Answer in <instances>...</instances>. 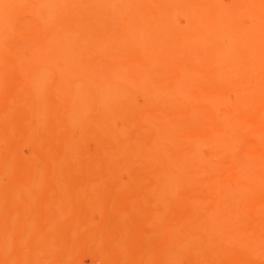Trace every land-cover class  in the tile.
I'll list each match as a JSON object with an SVG mask.
<instances>
[{
  "label": "bare ground",
  "instance_id": "bare-ground-1",
  "mask_svg": "<svg viewBox=\"0 0 264 264\" xmlns=\"http://www.w3.org/2000/svg\"><path fill=\"white\" fill-rule=\"evenodd\" d=\"M28 10L39 34L22 50L33 62L24 67L33 70L26 108L45 120L27 119L34 211L10 230L33 236L27 252L15 245L13 264H261L264 0H35ZM6 16L0 11V53ZM122 172L131 175L124 192ZM130 227L150 234L140 244L137 231L132 256L123 253ZM4 238L0 250L14 243ZM105 248L121 258L105 262Z\"/></svg>",
  "mask_w": 264,
  "mask_h": 264
},
{
  "label": "rangeland",
  "instance_id": "rangeland-1",
  "mask_svg": "<svg viewBox=\"0 0 264 264\" xmlns=\"http://www.w3.org/2000/svg\"><path fill=\"white\" fill-rule=\"evenodd\" d=\"M10 1V0H9ZM9 1H5V3H3L1 6L2 7H0V11H1V13L4 15V16H6L7 14L9 15V17H4L5 19H7V21L9 22L10 21V23L8 24V23H6V27L8 28V26H10L9 27V29H6V27H5V33H7V32H9L8 34H6V36L8 37V38H12V39H8V38H6V40L5 39H2V40H4V46L6 47V46H8L7 48L8 49H6L5 51L4 50H2V52L1 53H6V58H5V54L3 55V54H1L0 53V57H3V58H0V60L2 61V62H0V63H4V62H6V63H4V66L5 67H2L1 68V70H0V80L2 81H0V83H1V85H0V91L1 90H3L2 92H4V90L6 89L7 91H5L6 92V94H5V96H2V93H0V107L1 108H3V109H6V107L8 108V106H9V109H10V111L8 112L7 110H6V112L7 113H9L8 115H7V113L4 111V114H5V116H6V118H7V120H4V119H6L4 116H3V114H1V112H0V120H1V122H0V125H1V123H3L2 125H4L5 127H2V126H0V239H2L3 241L5 240V236H7L9 233H10V239L12 240V241H14V243H13V245H11V241H10V243H8V244H10L9 246H7V249H2V250H0V264H13V258H14V255H15V252H14V250H16V248H18L19 247V250H20V252L23 250V249H25L26 250V248L28 249V245L30 244L29 243V241H30V239H32V238H30V237H32L33 236V234H31V236H30V234H26V236H24L23 234H22V232H24V233H26V231H28L27 230V228L26 227H23V228H25L26 229V231H16V232H18V233H16L15 231V233L13 234V229H14V227H18V226H20L21 227V229H22V224L21 223H19V221L17 220V219H19L20 221H22L23 223L25 222V221H27V219L28 218H30V216H31V213L34 211L33 209L34 208H32L34 205V202H30V201H34V199L31 197V196H33V194L31 195V192H33V188L32 189H30L31 187H29V184H30V182H29V180H26V178L28 177L27 176V174L28 173H30L29 171H31L33 168L31 167V166H34V164H32L31 165V160H30V158H32L33 159V151L31 152V147H33L34 145V140L33 139H30V140H32V145L31 144H29L30 146H28L27 145V143H30L31 141L29 140V138H30V136H34V135H32L34 132L32 131V130H34L33 129V127H28V125H29V123H28V125H27V119H29L30 120V118L32 117L33 118V120L36 122V121H39V122H43V120H45L44 119V117H42V115L39 117H36V120L34 119L35 118V116L34 115H32L31 113L29 114V111H27L28 109V106H31L30 104H27V100L28 99H31V100H33V98L30 96V94H29V96H30V98L28 97V94H27V92H26V88H28L27 90L29 91V87L28 86H26L27 84H28V81H27V83H26V80H27V78L29 79V80H31V78H29L28 76L30 75V73H33L32 71V69H33V66L31 67L32 69H29L28 71H31V72H27V74H26V67H27V69H28V64L30 65V63L29 62H31L32 64H33V62H32V59L30 58V50H31V46H29L28 47V45H32V41H34L36 38L35 37H37L38 36V31L36 32V30H38V28H37V25H38V27H39V24H37V23H39V21L38 20H36V22H35V20L33 19V18H35L36 19V14H34V11L32 10V13L30 12L31 10H28V9H31V5H33V3L35 2V0H34V2H33V0H22V1H19L18 0V2H16V1H14V4H13V1H11L12 3L10 4L9 3ZM8 2V3H7ZM16 2V3H15ZM20 2V3H19ZM33 2V3H32ZM6 5V6H5ZM14 5H15V7H16V9H15V7H14ZM6 7H7V10L8 11H10V13H12L11 14V16H10V13H7L6 14V12H8L7 10H6ZM19 9V10H18ZM4 10V11H3ZM14 12H15V14H14ZM36 12V11H35ZM6 14V15H5ZM32 14H34V15H32ZM32 15V16H31ZM32 17V18H31ZM9 18V19H8ZM14 18L16 19V20H14ZM179 19H180V17H178ZM11 19V20H10ZM34 20V21H33ZM6 21V22H7ZM35 22V24L33 23V22ZM38 21V22H37ZM178 21H180V24L182 25V26H184L185 24H186V20L185 19H180V20H178ZM15 22V23H14ZM178 23V22H177ZM36 26V28H34L35 26ZM179 24V23H178ZM30 27V28H29ZM34 30V31H33ZM10 31H11V33H10ZM32 32H35L36 34H34V35H37V36H34L33 34H32ZM38 33V34H37ZM32 34V38H28V37H31L30 35ZM4 37H5V35H3ZM3 37V38H4ZM8 39V40H7ZM34 39V40H33ZM7 41H9L8 43H7ZM11 41V42H10ZM31 43H30V42ZM36 41V40H35ZM34 41V42H35ZM28 43V44H27ZM30 43V44H29ZM5 44H7V45H5ZM13 44V45H12ZM25 45H27V47L28 48H26V46ZM10 48V49H9ZM25 48V50L27 51V50H29L28 51V53L30 54V55H28V53L25 51V53H27L26 55L28 56V59H27V57L26 56H24L25 54H24V51H22L23 49ZM15 49V50H14ZM22 51V54H21V51ZM4 51V52H3ZM24 54V55H23ZM3 55V56H2ZM23 55V56H22ZM19 58H20V60H19ZM22 58V59H21ZM30 59V60H29ZM19 60V63H17V61ZM22 60V61H21ZM29 60V61H28ZM26 62V63H25ZM13 63V64H12ZM17 63V64H16ZM23 63H24V66H23ZM11 65V66H9V65ZM21 64H22V66H23V68L22 67H20L21 66ZM26 64H27V66H26ZM1 65V64H0ZM20 65V66H19ZM2 66H3V64H2ZM9 66V67H8ZM1 67V66H0ZM25 67V68H24ZM29 67V68H30ZM6 68V69H5ZM2 69H3V71H2ZM14 69V70H13ZM7 70H9V71H7ZM24 70V71H23ZM26 70V71H25ZM2 71V72H1ZM22 71V72H21ZM5 72V73H4ZM9 73V74H8ZM26 74V75H25ZM3 75V77H1ZM23 75V76H22ZM25 75V76H24ZM6 76H8V77H6ZM10 77V78H9ZM25 77V78H24ZM30 77H32V74L30 75ZM4 80H3V79ZM7 79H8V81H7ZM5 81V82H4ZM30 82V81H29ZM25 83V84H24ZM29 86H30V84H28ZM3 87V88H2ZM26 87V88H25ZM8 91H9V93H8ZM26 92V93H25ZM25 93V94H24ZM29 93V92H28ZM9 94V95H8ZM7 95V96H6ZM26 96V97H25ZM1 97H4L3 99H1ZM28 97V98H27ZM10 100V101H9ZM4 101V102H3ZM29 102V101H28ZM32 103H33V101H31ZM3 103H4V105H3ZM12 103V104H11ZM12 107V108H11ZM27 107V108H26ZM31 109V108H30ZM1 111V110H0ZM31 111V110H30ZM12 114V115H11ZM32 115V116H31ZM4 118V119H1V118ZM32 118H31V124L30 125H32V123H35V122H33V120H32ZM117 120H118V122L116 121V125H115V123H114V125H115V127H117V129H120V128H122L124 125V120L122 121V119L120 118V119H118V118H116ZM29 120H28V122H29ZM120 121V122H119ZM4 122H5V124H4ZM29 125V126H30ZM123 125V126H122ZM29 128V130H28V128ZM4 128L3 130H2V128ZM6 128V129H5ZM30 129H31V132H33V133H30V132H28V131H30ZM5 130V131H4ZM28 130V131H27ZM30 136H29V135ZM26 135H28V136H26ZM26 137H28V139H26ZM32 138H34V137H32ZM25 139H26V143H24L25 142ZM30 141V142H29ZM26 144V145H25ZM26 146V147H25ZM25 147V148H24ZM28 147V148H27ZM30 147V148H29ZM205 149V150H204ZM204 149H202V152H203V154L204 155H209V153H210V150H207L206 148H204ZM32 150H33V148H32ZM207 150V151H206ZM11 154V155H10ZM29 157H28V156ZM13 156V158L12 159H10V157H12ZM28 157V158H27ZM26 158V159H25ZM27 159H28V162H27ZM89 165H90V163H89ZM29 166H30V168H32V169H30L29 168ZM50 166H48V173L50 172V168H49ZM83 167V166H82ZM82 167H77V168H75V170L77 171V172H79V174H81V172H83L82 171ZM85 168V169H84ZM84 170H87L88 168L87 167H85L84 166ZM87 168V169H86ZM76 171H70V175H72L73 173L72 172H75L74 173V176H78V174H77V172ZM28 172V173H27ZM126 172V171H125ZM123 173V175H119V179H120V176H121V183H122V187L121 188H119V189H121L120 190V192H124V190H127V188H125V182L126 181H130V183H131V175H129V173ZM23 174V175H22ZM76 174V175H75ZM21 175H22V177H21ZM26 175V178L24 177ZM73 176V177H74ZM19 177V178H18ZM71 177L72 176H70V179H71ZM75 178V177H74ZM77 178V177H76ZM27 179H29V178H27ZM50 179V178H49ZM69 179V180H70ZM25 180L27 181V182H29V183H27V185L25 184L26 182H25ZM73 180V179H72ZM75 180V179H74ZM73 180V181H74ZM71 181V180H70ZM69 181V182H70ZM72 181V182H73ZM125 181V182H124ZM68 182V183H69ZM51 183H52V181H51ZM126 183H128V184H126V186L127 185H129V182H126ZM124 186V187H123ZM27 188L25 191H27V190H29V192L27 191V195L28 196H26L25 197V195H24V190L23 189H25V188ZM41 187V186H40ZM15 188H17V189H15ZM40 189H43L44 191H45V189L44 188H40ZM39 189V193H43V190H40ZM19 190H21V192L19 191ZM60 190V189H59ZM59 190H58V192H59ZM123 190V191H122ZM61 191H63V189L61 190ZM119 191V190H118ZM23 193V194H22ZM26 193V192H25ZM28 193H30V194H28ZM34 193V192H33ZM100 194H102V193H100ZM105 193H103V197L101 196V197H98V198H101V200L102 201H104L107 197H105L106 195H104ZM22 195V196H21ZM248 195H250V194H248ZM28 197V198H27ZM34 197V196H33ZM27 198V199H26ZM26 202H24V201ZM30 203H29V202ZM174 202V201H173ZM17 203V204H16ZM19 203V204H18ZM29 205V206H28ZM33 205V206H32ZM173 209H175V208H173ZM172 209V210H173ZM171 209L169 210V211H172ZM175 211H173V213H174ZM171 214H172V212H170L169 214H167V216L168 215H170V217H171ZM25 219V220H24ZM15 220V221H14ZM16 220L18 221V222H16ZM170 221H171V219H169ZM168 220V221H169ZM13 221V222H12ZM174 221V220H173ZM18 225V226H16V224ZM173 223H176V222H173ZM13 224H15V225H13ZM170 224V223H169ZM171 224H172V221H171ZM216 225V224H215ZM211 226L212 228H213V230L212 231H216L217 229L219 230V228H223V226H224V228L222 229V230H225V228H226V230H227V226H225V225H221V226H217V227H219V228H217L216 226ZM12 226H14L13 227V229L12 230H10V228H12ZM25 226V225H24ZM20 227L18 228V229H20ZM171 227H173V225L172 226H170L169 228H170V230H172L171 229ZM189 226H187L186 228L185 227H182L183 228V230L182 229H180V230H182V232L183 231H187V232H184V235L186 234L187 236H191L192 234H187L188 233V231H190L191 233H192V231H194V230H188L189 228H188ZM132 230L134 229L133 227H130ZM129 228V232L131 231V229ZM188 228V229H187ZM215 228H216V230H215ZM16 229V228H15ZM24 229V230H25ZM175 229V228H174ZM173 229V231H175ZM185 229V230H184ZM180 230L179 231H177V233H180V235H179V237L180 238H182L183 236H182V232H180ZM221 230V229H220ZM221 230V231H222ZM6 231V232H5ZM9 231H11V232H9ZM135 231H136V229H135ZM134 230L133 231H131L130 233H129V235L131 236L130 237V239H132V234H134V236H133V239L131 240L132 241V243H130V244H132V245H130L129 247H127L128 249H126L125 251H123V253H127L126 251H128V250H130L129 252L130 253H132L131 254V256L137 251V249L138 248H136V247H139V245L142 243V240L143 241H145L146 239L145 238H147V240H148V236L150 235V234H147L148 236H144L145 235V233H144V235H143V233H142V231H140V229H137V231L138 232H140L141 233V235H142V238H140L141 236H140V233H138L137 231L135 232ZM134 232V233H133ZM157 232V231H156ZM189 232V233H190ZM31 233H33V232H31ZM132 233V234H131ZM136 233H138V235H139V237H138V235L136 234ZM168 233H175V232H172V231H168L167 232V234ZM176 233V234H177ZM182 233V234H181ZM20 234H22V235H20ZM136 234V235H135ZM152 234V233H151ZM154 234H156L155 232H154ZM154 234H152V235H154ZM160 235V234H159ZM169 235V234H168ZM175 235V234H174ZM174 235H173V238H174ZM27 236H30V237H27ZM144 236V237H143ZM156 236V235H155ZM171 236V235H170ZM169 236V237H170ZM182 236V237H181ZM3 237V238H2ZM135 237V238H134ZM164 237V236H163ZM161 238V239H164V238ZM177 237V238H176ZM176 237H175V239L177 240H175V241H173L172 239H171V241H170V244L171 243H173V245L175 246L176 244H177V242H178V236L176 235ZM185 238H186V236H184ZM183 237V238H184ZM7 238H9V237H7ZM26 238H27V240H28V238H29V240L27 241L26 240ZM140 238V240H138ZM151 239L152 238H154L153 236H151L150 237ZM167 238V237H166ZM182 238V239H183ZM185 238H184V242L186 241L187 242V240L189 241V240H191V239H188V237L186 238V240H185ZM190 238V237H189ZM142 239V240H141ZM182 239H180V240H182ZM9 240V239H8ZM133 240H134V242H136L137 240L139 241H137L138 243H140V244H138V243H134L133 242ZM167 240H170L169 238L167 239ZM25 241H27V242H25ZM130 241V242H131ZM173 241V242H172ZM17 242V243H16ZM174 242H176V244H174ZM184 242L182 243L181 241H180V243L181 244H184ZM190 242V241H189ZM25 243H28V245L27 244H25ZM168 241H167V244L165 245L166 247V249H167V246H168ZM233 242H230L229 244H227L226 245V250H230L231 252L236 248V247H234V246H236V244H238L239 242H235L234 241V243H235V245H234V243L232 244ZM18 244H19V246H18ZM24 244L25 245H27V246H25V248L23 247L24 246ZM169 244V245H170ZM179 244V243H178ZM15 245H17L18 247H16ZM100 245H105V242H104V240H100ZM134 245L136 246V247H134ZM173 245H171V246H173ZM189 245V244H188ZM231 245H232V247H231ZM234 245V246H233ZM239 245H241L240 243L238 244V247H239ZM171 246L168 248V250L171 248ZM178 246L180 247V244L179 245H177V249H178ZM182 246V245H181ZM187 246V245H186ZM208 246H211V244H209ZM230 246V247H229ZM134 247V253L132 252L133 251V249H131V248H133ZM233 247H234V249H233ZM237 247V248H238ZM15 248V249H14ZM130 248V249H129ZM164 248V249H165ZM173 248V247H172ZM172 248H171V250H172ZM175 248H176V246H175ZM184 248V247H183ZM182 248V249H183ZM165 249V250H166ZM174 249V248H173ZM18 250V249H17ZM167 250V251H168ZM170 250V251H171ZM24 251V250H23ZM120 250H116V249H108V248H105V249H103L102 250V252H104L103 254H102V256H101V254H100V252H99V255L102 257V258H104V261L105 262H108L110 259V261H112L113 262V260H118V259H120L121 257V255L119 256V254H121L122 252L120 251ZM14 252V253H13ZM18 253H19V251H17ZM16 252V253H17ZM25 252H27V250L25 251ZM24 252V253H25ZM119 252V253H118ZM128 252V254H130ZM23 253V254H24ZM118 253V254H117ZM168 253H170L169 251H168ZM14 254V255H13ZM98 254H97V256L98 257H100ZM127 255V254H126ZM101 257H100V259H101ZM109 257V258H108ZM112 257V258H111ZM128 258V259H127ZM129 258L130 257H128V256H126L125 258H124V261L125 260H127V261H129ZM261 258H263V257H261ZM261 258H258L259 260H261ZM99 259V258H98ZM100 259H99V261H100ZM106 260H108V261H106ZM167 260H169V259H167ZM167 260H166V263L165 264H167ZM179 260H181V263L179 262V263H177V264H183L184 263V261H186L187 262V260H183V259H179ZM103 261V259L100 261V262H104ZM126 261V262H127ZM170 261H171V259L169 260V263L168 264H170ZM175 261L176 260H174V261H171L172 263L171 264H174L175 263ZM264 260H261V264H264V262H263ZM174 262V263H173ZM185 262V263H186ZM258 262H260V261H256L255 260V264H258ZM66 264H67V261L65 262ZM64 263V264H65ZM184 263V264H185ZM188 263V262H187ZM212 263H215V262H212ZM176 264V263H175ZM206 264H209V261H208V263L206 262ZM260 264V263H259Z\"/></svg>",
  "mask_w": 264,
  "mask_h": 264
}]
</instances>
